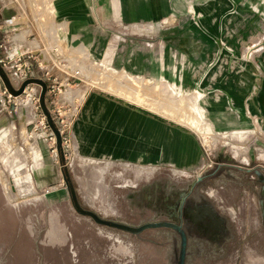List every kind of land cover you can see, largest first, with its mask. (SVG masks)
Segmentation results:
<instances>
[{"label":"rangeland","instance_id":"rangeland-1","mask_svg":"<svg viewBox=\"0 0 264 264\" xmlns=\"http://www.w3.org/2000/svg\"><path fill=\"white\" fill-rule=\"evenodd\" d=\"M217 1L203 4L205 16ZM55 2L0 0V264H46L43 243L61 264H68L73 250L96 260L81 264H177L175 230L131 233L97 224L76 212L68 188L81 206L106 219L135 227L181 223L187 236L184 264H264V132L257 127L239 135L194 134L211 103L187 101L173 83L162 87L165 93L174 89L169 99L153 102V94H161L158 85L117 72L108 66L111 52L95 56L57 31ZM231 42L236 48L224 44L207 61L206 75L264 54L263 33ZM23 64L32 68L31 78H41L43 67L57 75L55 83L43 79V104L36 83L14 94L26 80ZM57 66L79 73L69 85L62 73L51 71ZM224 75V70L217 75L218 84L229 83ZM92 91L111 97L108 118L87 113L88 104L79 100ZM150 110L164 117L149 119ZM194 116L198 123L190 121ZM117 127L124 133L118 135ZM116 145L125 156L113 155ZM22 242L30 260L21 256Z\"/></svg>","mask_w":264,"mask_h":264},{"label":"crops","instance_id":"crops-1","mask_svg":"<svg viewBox=\"0 0 264 264\" xmlns=\"http://www.w3.org/2000/svg\"><path fill=\"white\" fill-rule=\"evenodd\" d=\"M55 1L53 22L57 31L67 33L68 42L74 41V45L95 56L104 57L111 52L108 66H113L117 72L148 78L158 85L161 94L157 96L155 92L153 102L169 99L171 95L162 92V87L173 83L187 101L211 103V111L205 109L207 114L196 132L192 131L194 134L239 135L257 127L264 132V54L259 61L245 62L248 68L239 74L234 73L244 64L237 68L218 66L206 75L211 67L207 66L210 64L207 61L225 48L224 44L234 49L233 38L235 43H240L251 34H264L261 31L264 29V0H218L217 6L208 9L206 16L207 8L203 4L207 0H192L199 17L189 15L188 0ZM252 7L258 9V16ZM236 24L238 29L229 31ZM50 69L62 73L59 76L66 77L69 85L76 79L67 68ZM223 70L225 80L230 77L229 83L218 84L217 75ZM106 94L92 91L79 100L88 104L87 113L99 112L102 118H108L113 112L109 109L112 108L108 100L111 97ZM237 99L241 102H236ZM116 114L123 118L124 112L116 108ZM128 114L139 119L133 110H128ZM163 117L155 111L147 113L149 119ZM106 129L100 130L105 133ZM116 133L124 131L117 127ZM112 150L114 156H125L124 147L116 145Z\"/></svg>","mask_w":264,"mask_h":264},{"label":"water","instance_id":"water-1","mask_svg":"<svg viewBox=\"0 0 264 264\" xmlns=\"http://www.w3.org/2000/svg\"><path fill=\"white\" fill-rule=\"evenodd\" d=\"M30 83H36L40 86V88H41L40 89V101L43 104L47 84L41 78H28V79L24 80L22 82V84L20 85L19 89L15 90L14 94L15 95L21 94L24 87ZM68 190H69L71 202H72L73 207L76 210V212H78L79 214H81L83 216L90 217L97 224L117 228V229L124 230V231L131 232V233H139L140 231H142L146 228H157V227H169V228H174V229L180 231V226H178L172 222H168V221L149 222V223L135 227V226H131L128 224H124V223H120L117 221H113L110 219L103 218L99 214H97L95 211L81 206L77 200L75 191L73 189H69V188H68ZM184 244H185V235L182 232V246H184ZM183 254H184V249L182 247L181 259H180L179 264H183Z\"/></svg>","mask_w":264,"mask_h":264},{"label":"flooded vegetation","instance_id":"flooded-vegetation-1","mask_svg":"<svg viewBox=\"0 0 264 264\" xmlns=\"http://www.w3.org/2000/svg\"><path fill=\"white\" fill-rule=\"evenodd\" d=\"M168 222H169V221H168ZM216 222H217V220H216ZM172 223H174V222H172ZM213 223H215V222L213 221ZM174 224L180 226V231H178V230H176V229H174V228H170V229L175 230V231H176L177 233H179V235H180V249H179V255H178L177 264H179L180 259H181V250H182V247H183V249H184V254H183V264H184V262H185V258H186V253H187V251H186L187 236H186L185 230L183 229L181 223H174ZM167 228H169V227H167ZM51 229H52V230L50 231L49 236H50V238H53L55 227L53 226ZM182 232H183V234L185 235V244H184V246H182ZM20 247H23V252H22V254H21L22 258H23L24 260H26V261H27V260H30V256H31V255H30V253H29V251H28V246L25 245L24 242H22V243H20ZM42 248H43V251H44V255H45V263H46V264H61V262L57 259V256H56V254H55V251L49 249V246H48L47 243H43V244H42ZM84 256H85V257H84ZM89 256L92 257V255H89V253L81 254V253H78V251L73 250V251L71 252V255H70L69 258H68L67 263H68V264H75L76 262H78V264H81V263H83V262H84V263H86V262H92L94 259H93V258L90 259ZM94 261H96V260H94ZM80 262H81V263H80Z\"/></svg>","mask_w":264,"mask_h":264},{"label":"built area","instance_id":"built-area-1","mask_svg":"<svg viewBox=\"0 0 264 264\" xmlns=\"http://www.w3.org/2000/svg\"><path fill=\"white\" fill-rule=\"evenodd\" d=\"M187 3H188V12L191 14V15H194V16H199V14L198 13H196L195 11H194V8H193V1L192 0H188L187 1ZM249 55V54H248ZM248 55L247 54H243V57H245V58H248ZM20 56H23V54H21ZM21 72H22V75L24 76V78L25 79H28V78H31V76H33V74H32V68L30 67V66H28L27 64H23V66H22V69H21ZM78 72L76 71L75 72V75L77 74ZM42 77H41V79H44V78H53V81H54V83H55V81H56V74H50V72L48 71V69H47V67H43L42 68V75H41ZM53 86V85H52ZM27 87V86H26ZM25 87V88H26ZM26 90L24 89V92H25Z\"/></svg>","mask_w":264,"mask_h":264},{"label":"bare ground","instance_id":"bare-ground-1","mask_svg":"<svg viewBox=\"0 0 264 264\" xmlns=\"http://www.w3.org/2000/svg\"><path fill=\"white\" fill-rule=\"evenodd\" d=\"M52 8H53V7H52ZM52 8L50 7V9H52ZM53 10H54V9H53ZM236 27H238V26H236ZM237 29H238V28H237ZM234 30H236V29H234ZM226 31H227V30H226ZM241 72H243V70H242ZM242 74H243V73H242ZM252 74H253V73H252ZM254 74H255V73H254ZM134 79H135V78H134ZM247 83H248V82H247ZM169 85H170V87H171V84H169ZM167 89L169 90V89H171V88H169V87L167 86ZM173 90H174V89H173ZM173 90L171 89V91H168L167 93L170 92L169 94L172 95L171 92H173ZM162 92H163V90H162ZM173 93H174V92H173ZM141 102H142V101H141ZM196 103H197V102H196ZM188 104H189V103H188ZM188 104H187V105H188ZM195 105H196V104H195ZM164 107H165V106H164ZM183 107H184V106H183ZM187 107H188V106H187ZM189 108H191L190 105H189ZM192 108H194V107H192ZM195 108H196V107H195ZM194 111H195V109H194ZM195 113H196V112H195ZM192 116H193V115H192ZM196 117H197V114H196ZM196 117L194 116L193 119L190 117L189 119H190L191 122H192L194 119H197V118H198V119H199V118L201 119V117H197V118H196ZM184 118H185V117H184ZM189 119H188V120H189ZM198 119L196 120L197 123H198ZM193 126H195V125H193ZM207 127H208V126H207ZM163 136H164V135H163ZM162 140H163V139H162ZM161 143H162V142H161ZM176 148H177V146H176ZM164 149H165V148H164ZM18 151H19V150H18ZM171 151H172L171 153H172L173 155L177 156V155L175 154V150H174V151L171 150ZM176 152H177V151H176ZM24 154H25V153H24ZM0 161H1V160H0ZM175 161H176V160H175ZM0 165H1V164H0ZM0 167H1V166H0ZM0 178H1V177H0ZM4 183H5V182H4ZM7 183H8V182H7ZM10 183H11V181H10ZM13 183H14V182H13ZM15 185H16V184H15ZM5 186H6V185H5ZM15 187H16V186H15ZM19 189H20V188H17L16 190L19 191ZM4 190H5V189H4ZM11 190H12V188H11ZM27 197H28V196H27Z\"/></svg>","mask_w":264,"mask_h":264}]
</instances>
